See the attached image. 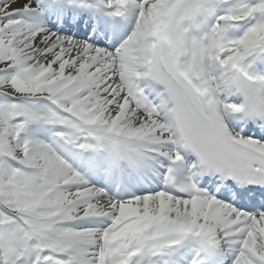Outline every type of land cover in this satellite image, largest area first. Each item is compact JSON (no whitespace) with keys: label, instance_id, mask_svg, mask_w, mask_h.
Listing matches in <instances>:
<instances>
[{"label":"snow or ice","instance_id":"obj_1","mask_svg":"<svg viewBox=\"0 0 264 264\" xmlns=\"http://www.w3.org/2000/svg\"><path fill=\"white\" fill-rule=\"evenodd\" d=\"M0 264H264V0H0Z\"/></svg>","mask_w":264,"mask_h":264}]
</instances>
